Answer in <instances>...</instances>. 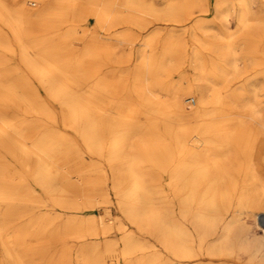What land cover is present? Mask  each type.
<instances>
[{
    "label": "bare ground",
    "instance_id": "obj_1",
    "mask_svg": "<svg viewBox=\"0 0 264 264\" xmlns=\"http://www.w3.org/2000/svg\"><path fill=\"white\" fill-rule=\"evenodd\" d=\"M186 10L166 3L159 13L146 0H0V264H230L246 255L264 264V92L262 117L256 92L245 98V84L234 82L238 42L259 31L264 40V13L258 20L240 0L236 29L226 25L223 35L210 33L209 19L193 21L189 109V97L159 77L185 48L174 29L144 39L141 64L119 87L106 81L105 47L39 33L43 20L141 27L139 12L181 21ZM65 35L76 38L70 28ZM17 219H26L20 234ZM34 226L40 242L26 238Z\"/></svg>",
    "mask_w": 264,
    "mask_h": 264
},
{
    "label": "rangeland",
    "instance_id": "obj_2",
    "mask_svg": "<svg viewBox=\"0 0 264 264\" xmlns=\"http://www.w3.org/2000/svg\"><path fill=\"white\" fill-rule=\"evenodd\" d=\"M151 2L156 8L157 12L164 7L166 3H174L177 6H183L187 8V15L184 20L173 21L170 17L159 14L141 13L136 15V18L144 25L141 27L130 26L126 24H115L104 27H97L94 23L95 18L92 16L86 17L84 21H66V22H55L45 21L42 23L44 29L39 33L46 36H50L51 41H60L66 44L74 45V47L82 48L88 43L92 45H101L105 47L106 57L101 59L105 61L102 65V69L105 73L106 81L109 84H116L122 86V83L127 81L128 78L133 74L135 68L140 65V51L143 48V41L148 36L157 32L159 36L166 33L169 29H174L177 33H181L184 39L185 48L179 57H168L166 65L161 68L159 77L167 86L177 88L179 91H183L185 96L189 98L185 102L187 109L195 104L196 96V71L195 61L193 58L192 51L194 46L197 44L193 39L192 34L194 32L192 23L195 19L203 20L209 19L210 33H216L217 35H223L226 30V25L230 30L236 29L237 20V5L240 0H146ZM249 4L250 10L255 11L258 15V20H263L264 13V0H246ZM185 10V8H184ZM31 16L38 13L36 9H29ZM28 11V12H29ZM123 11L124 18L131 17L125 10ZM134 17V16H132ZM70 28L74 31L76 36L73 41H70L66 37L67 29ZM8 38L11 44H15L14 38L11 33L7 32ZM127 34V36L125 35ZM64 38V39H63ZM158 45V44H157ZM263 32H256L255 35H251L247 39H241L238 42L239 49L241 51V62H240V76L234 82H241L245 84L246 95L245 98L251 99V91L256 92L254 100L256 106L261 111L263 117ZM149 50V47L147 48ZM204 55V54H203ZM248 57V58H247ZM137 64V65H136ZM164 94V91L161 92ZM107 99H112L108 94ZM174 121V119H171ZM251 126H256L255 119H249ZM236 162V160H235ZM160 175L166 179V172L159 170ZM113 216L118 214V210L112 207ZM227 214L220 221L218 228L221 227L223 221L227 219ZM26 219H17V234H20L19 228L24 226ZM126 221V220H125ZM40 224V222H39ZM35 226L30 227L26 238L33 242H40L42 238H36ZM118 236V235H117ZM115 236V237H117ZM144 236V237H143ZM142 238L145 242L150 243L146 234ZM147 238V239H146ZM55 247L61 245V242L57 240ZM49 241V246L54 243ZM57 242V243H56ZM153 247H149L145 250V256L147 257L152 251ZM212 264H218L221 262L217 257H211ZM248 255L241 260L234 259L229 261L230 264H255L254 261H247ZM223 263H227L223 262Z\"/></svg>",
    "mask_w": 264,
    "mask_h": 264
}]
</instances>
